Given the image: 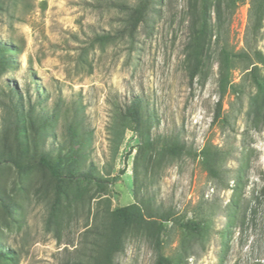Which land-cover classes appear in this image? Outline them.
<instances>
[{
	"label": "rangeland",
	"instance_id": "1",
	"mask_svg": "<svg viewBox=\"0 0 264 264\" xmlns=\"http://www.w3.org/2000/svg\"><path fill=\"white\" fill-rule=\"evenodd\" d=\"M138 1L3 0L0 43L13 62L0 69V264L88 259L109 211L132 202L145 214L204 222L200 238L183 241L178 223L165 224L163 252L180 264H264V124L251 122L248 74L253 65L264 74L255 57L264 55L260 0L229 8L210 0L220 5L219 42L211 37L192 78L186 54L199 3L148 0L131 31ZM221 44L239 53L223 91ZM134 98L140 132L114 121ZM143 132L151 151L143 152ZM173 139L185 153H164ZM205 147L220 154L216 176L203 164ZM41 153L57 162L60 179L37 163ZM155 258L152 242L131 231L115 264Z\"/></svg>",
	"mask_w": 264,
	"mask_h": 264
},
{
	"label": "trees",
	"instance_id": "2",
	"mask_svg": "<svg viewBox=\"0 0 264 264\" xmlns=\"http://www.w3.org/2000/svg\"><path fill=\"white\" fill-rule=\"evenodd\" d=\"M200 5L199 15H196L195 21L192 25V34L187 45V61H188V75L192 78L203 63L208 58L206 50L211 40L215 37V43L219 42V13L220 5L218 3L211 4L210 0H193ZM256 1V0H255ZM4 3L0 0V6ZM232 1H227V7H231ZM211 6L213 7L216 23L211 24ZM120 7L128 9L124 5ZM149 9L148 0H139L137 5L130 9L129 29L135 30L137 26L145 21ZM258 18L262 19L264 16V0H260L257 5ZM107 38L106 36L101 37ZM239 53L231 51L226 45L221 44L217 54L218 60V84L223 91L224 88L232 86L230 84V71L233 67V61ZM12 53L8 46L0 43V69L9 66L13 60ZM256 62L264 66V55L259 51L255 54ZM257 65L248 71L252 79L253 85L256 87V94L251 101L252 118L251 122L254 126L264 124V74L258 73ZM9 98L14 96L12 90L9 91ZM12 100L10 99V102ZM13 103V101H12ZM12 104V109H15L17 115H20L21 108ZM142 105L138 98L132 99L123 109L116 111L114 114V121L123 128H130L140 132L143 121ZM143 152L151 151L154 148L152 139L147 132H143ZM163 151L165 154L177 157L185 153V147L177 140H171L169 143L163 144ZM203 155V164L210 174L217 175L218 166L220 164V154L217 152L208 151L207 147L201 150ZM37 163L45 168L49 175L55 179H60L59 168L57 162H52L46 153H41L37 158ZM85 181H89V173L82 176ZM178 223V227L182 232V241L187 237L200 238L204 231V222L201 219L190 218L182 222L174 218L170 212H159L153 214H145L143 208L138 202H132L126 205L118 206L111 209L108 213V220L102 231L98 233L99 237L94 242L93 250L88 259H72L65 264H115L117 255L122 252L124 241L127 234L131 231L144 234L153 245L155 251L154 264H180L178 254L165 255L163 252L162 235L166 231V223ZM182 246V244H181ZM1 256H6L5 253L0 252ZM5 259L8 260L7 257Z\"/></svg>",
	"mask_w": 264,
	"mask_h": 264
}]
</instances>
